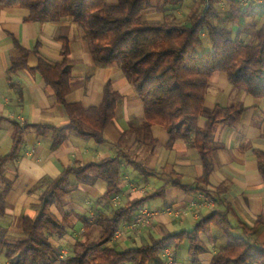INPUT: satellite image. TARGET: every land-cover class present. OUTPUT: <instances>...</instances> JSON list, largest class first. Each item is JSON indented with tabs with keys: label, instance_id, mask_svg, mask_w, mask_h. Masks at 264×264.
Here are the masks:
<instances>
[{
	"label": "trees",
	"instance_id": "trees-1",
	"mask_svg": "<svg viewBox=\"0 0 264 264\" xmlns=\"http://www.w3.org/2000/svg\"><path fill=\"white\" fill-rule=\"evenodd\" d=\"M161 1L165 7L178 5L184 0ZM215 3V0H209L206 6L204 1V9L192 14L188 22H181L173 14H165L162 21L144 18L143 11L151 7V0H0V7L27 9L29 15L25 19L29 22H53L70 17L80 26L89 45L91 61L117 63L143 102V117L140 123L130 122L131 130L147 131L155 125L164 126L170 135L168 148L177 138L188 139L193 133L191 145L200 153L203 174L192 185L175 180L170 182L185 192H195L209 184L213 170L211 154L219 148L212 140L215 125L224 123L235 126L246 111L243 105L237 104L216 106L209 114L204 112L205 94L211 75L224 71L234 86L255 97H264V23L255 31L254 38L247 41L241 32L233 33L225 25L215 23ZM227 4L228 21L247 17L253 11L251 6L240 7L236 0H228ZM203 30H207L211 49L199 52L197 48L202 44ZM13 40L22 55L13 59L10 71L30 68L38 72L46 86L53 90L56 102L65 107L69 123L56 127L13 122L11 148L8 153L0 154V218L5 215L6 197L12 187L5 167L18 157L26 131L49 135L53 148L65 143L70 134L104 144L107 142L104 130L114 118L122 97L111 81H107L98 105L85 108L80 102H67L66 98L71 92L72 70L68 63L69 40L60 38L63 60L55 64L39 56L38 44L30 51L15 38ZM30 55L38 59L37 65L32 68L27 63ZM201 116L207 118L203 127L198 125ZM2 120L0 117V123ZM156 143L153 140V144ZM253 153L264 180V150L254 149ZM122 156L140 175L148 177L152 174L130 154L123 153ZM120 173L118 157L64 168L41 193L36 215L21 218L22 237L10 239L7 229L0 224V256H4L11 264H52L55 248L50 234L70 226L71 215L80 218L84 232L90 226L88 218L74 212L65 213L59 219L53 206L62 205L71 192L78 190L81 185L92 186L100 178L107 183L102 198H113L121 191ZM166 185L167 182L153 192L119 206L110 215H101L98 218L103 230L100 237L93 241H79L73 254L66 256L60 264H160L162 253L172 245L178 247L184 240L188 241L189 256L196 260L207 250L200 234L207 232L210 225L220 229L226 237V244L213 255L210 264H264L263 245L251 244L232 234L230 206L225 211H213L201 218L191 230L159 238L151 236L150 241L140 247L119 251L111 241L120 224L131 221L145 202L165 197ZM243 228L246 233L253 231V228Z\"/></svg>",
	"mask_w": 264,
	"mask_h": 264
},
{
	"label": "crops",
	"instance_id": "crops-1",
	"mask_svg": "<svg viewBox=\"0 0 264 264\" xmlns=\"http://www.w3.org/2000/svg\"><path fill=\"white\" fill-rule=\"evenodd\" d=\"M251 8L253 11H250V15L233 21L227 20L228 5L225 9L227 13H220L217 9L215 23L225 25L233 33L241 32L248 41L254 38L255 31L264 23V8ZM28 15L29 11L24 8L0 7V117L3 118L0 123V154L8 153L11 148L13 122L56 127L69 123L65 107L56 102L53 90L46 86L38 72L30 68L10 71L13 59L22 55L15 47L13 38L30 51L38 44L39 56L52 64L63 60L60 38L69 40L68 63L72 70L71 92L66 98L67 102H80L85 108L98 105L107 81H111L113 88L122 97L118 101L114 118L104 130L107 140L104 144L70 134L65 143L53 148L49 135H36L31 130L24 133L18 157L5 167L12 187L6 197V211L0 218V224L7 229L10 239L23 236L21 218L36 215L41 193L64 168L118 157L121 191L117 196L124 198L119 206L127 205L167 182L165 197L145 202L136 212V216L143 213L146 222L138 236L122 233L123 236L118 239L121 246L117 247L119 251L140 247L144 237L147 240L145 243H148L151 236L159 238L191 230L201 218L209 216L213 211H225L227 206L231 208L229 220L233 225L232 234L251 244L264 246V180L253 153L254 149L264 150V97H255L234 86L224 71L211 75L205 94L204 112L209 114L216 106L237 104L243 105L246 111L235 126L224 123L215 125L212 140L219 148L211 154L213 170L209 184L203 185V190L185 192L170 181L192 185L203 174L200 153L191 145L194 134L188 139L177 138L168 148L170 135L164 126L155 125L147 131L131 130L130 122L140 123L143 117V102L119 65L91 61L83 30L70 17L53 22H29L25 19ZM202 39L197 50L206 52L211 49L207 30L202 31ZM37 61L35 55H30L28 66L35 67ZM206 122V116H201L198 125L203 127ZM153 140L157 141L156 145ZM123 153L141 161L152 174L148 177L140 175L126 162ZM106 188L107 183L100 178L92 186L81 185L65 198L64 203L70 195L76 193H83L85 197L100 203L101 199L105 201L102 196ZM117 196L106 200H113ZM69 212L89 219L75 210ZM71 217H77L82 223L78 216ZM71 217V225L58 232L72 227ZM98 218L97 224L101 225ZM89 222L88 230L84 232L83 228V233L89 234L91 231L90 219ZM125 226L126 223L122 222L119 228ZM243 227L253 228V231L246 233ZM116 237L119 238V233ZM200 237L207 248L205 253L192 260L188 254V241L184 240L178 247L172 245L169 248L172 251V264H210L213 255L226 244L225 235L214 225H210ZM51 242L55 248L54 241ZM126 244L132 247L123 249ZM0 260L3 263L8 261L4 256H0Z\"/></svg>",
	"mask_w": 264,
	"mask_h": 264
},
{
	"label": "rangeland",
	"instance_id": "rangeland-1",
	"mask_svg": "<svg viewBox=\"0 0 264 264\" xmlns=\"http://www.w3.org/2000/svg\"><path fill=\"white\" fill-rule=\"evenodd\" d=\"M215 8L220 11V13H227L225 9L227 8L228 0H215ZM204 9V0H184L178 5H166L163 7L161 0H151V7L143 11V17L151 21H162L165 14H173L181 22H188L192 14L200 12ZM72 34V31L70 32ZM96 199H89L85 197L83 193H76L70 195L66 202L61 206H55L53 208L54 213L62 219V216L71 210H75L80 214H83L91 220V231L89 234L83 233L82 223L77 217H71L73 225L64 231L51 233L50 238L55 244V257L52 264H60L61 260L66 258V256L73 254L74 249L79 241L82 240H94L97 239L101 232L102 226L97 224L98 216L102 214L110 215L114 208L118 207L124 198L117 196L113 200L103 201ZM101 213V214H100ZM142 230V226L136 229H130L128 226L119 228V238L115 236L112 241V245L116 248L120 246V239L123 234H128L138 236ZM123 233V234H122ZM147 242L144 237L142 244ZM121 247V246H120ZM132 247L131 244H126L123 249ZM3 263V262H2ZM11 263L9 260L3 264Z\"/></svg>",
	"mask_w": 264,
	"mask_h": 264
},
{
	"label": "built area",
	"instance_id": "built-area-1",
	"mask_svg": "<svg viewBox=\"0 0 264 264\" xmlns=\"http://www.w3.org/2000/svg\"><path fill=\"white\" fill-rule=\"evenodd\" d=\"M204 1H205V5L208 6L209 0H204ZM236 1H238L240 7L242 8H246L249 6L258 7V8L264 7V0H236ZM145 222H146V219L144 217V214L140 213L137 216L135 215V217L131 221L125 222V223H126V226H128L130 229H136L139 226H142L143 224H145ZM118 233L119 231H117L115 236H117ZM169 248H167L161 255L163 264L173 263L172 251ZM0 264H3L1 260H0ZM6 264H11V263H6Z\"/></svg>",
	"mask_w": 264,
	"mask_h": 264
}]
</instances>
